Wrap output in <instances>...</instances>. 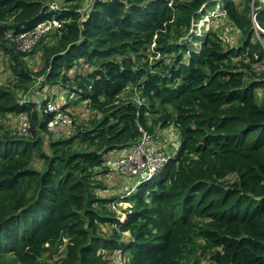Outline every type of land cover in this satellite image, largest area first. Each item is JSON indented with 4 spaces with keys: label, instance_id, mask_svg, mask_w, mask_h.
<instances>
[{
    "label": "trees",
    "instance_id": "obj_1",
    "mask_svg": "<svg viewBox=\"0 0 264 264\" xmlns=\"http://www.w3.org/2000/svg\"><path fill=\"white\" fill-rule=\"evenodd\" d=\"M217 2L0 0V264H264V0H223L236 45L195 33ZM63 95L72 124L53 131ZM171 126L162 171L113 175Z\"/></svg>",
    "mask_w": 264,
    "mask_h": 264
},
{
    "label": "built area",
    "instance_id": "obj_2",
    "mask_svg": "<svg viewBox=\"0 0 264 264\" xmlns=\"http://www.w3.org/2000/svg\"><path fill=\"white\" fill-rule=\"evenodd\" d=\"M51 6L57 8V5L54 3ZM59 25V20L55 18L46 20L39 23L31 31L19 34L14 40L18 43L21 50H31L43 35ZM262 31L264 32V30ZM255 56L259 57L257 54ZM35 94L39 96L36 100L37 104H41L40 98L43 101L45 99L44 95L38 91ZM23 101H29V97H26ZM60 102L61 104L59 105L57 102L50 100L46 106V111L54 113L49 122V128L53 131H61L72 124V118L61 108L62 104L66 103L65 95L61 97ZM26 127L27 122H24L23 128L26 129ZM154 139L144 133L139 144L119 151L116 157L106 161V165L114 170L115 173L113 175H116V173L125 174L134 179L136 184H141L151 179L158 172L162 171L176 154V152L168 153L161 147L156 146ZM144 174L146 176H143Z\"/></svg>",
    "mask_w": 264,
    "mask_h": 264
},
{
    "label": "rangeland",
    "instance_id": "obj_3",
    "mask_svg": "<svg viewBox=\"0 0 264 264\" xmlns=\"http://www.w3.org/2000/svg\"><path fill=\"white\" fill-rule=\"evenodd\" d=\"M224 3L223 0H218L216 4L210 5L208 8L209 14L205 16V18L202 21H199L197 23V27H194L195 33L200 34L201 36L204 35L206 32L210 31L211 29H215L218 31L225 39L229 40V42H234L232 41L235 39V43L227 45H236L237 42L240 40V35L237 34L235 29H232L230 26V23L226 21L224 18V12H222V7ZM252 19L255 21L256 24V29L259 31L264 30L262 27L258 25L256 22L255 17H252ZM258 33L256 32V35ZM194 47H200V42L194 41ZM0 73L1 75V80H4L6 77L4 75V71L1 70ZM71 100L74 99V97L70 98ZM85 114H81V117H85ZM158 138V139H157ZM155 145L158 147H161L165 151L169 152H176L179 148L180 144V139H179V132L176 129V127L171 126L163 131V133L159 136L155 137ZM127 178V177H126ZM118 197L121 194H117ZM127 203H124V206H127ZM122 218L125 219V216L122 215ZM125 239V237H124ZM112 256V261L110 264H126V258L122 256V250H118L116 254L111 255Z\"/></svg>",
    "mask_w": 264,
    "mask_h": 264
},
{
    "label": "crops",
    "instance_id": "obj_4",
    "mask_svg": "<svg viewBox=\"0 0 264 264\" xmlns=\"http://www.w3.org/2000/svg\"><path fill=\"white\" fill-rule=\"evenodd\" d=\"M169 128V127H168ZM167 129V128H166ZM128 179H129V181H130V183H131V181H133V179H131L129 176H126ZM134 182V181H133ZM135 183V182H134ZM133 183V184H134Z\"/></svg>",
    "mask_w": 264,
    "mask_h": 264
},
{
    "label": "clouds",
    "instance_id": "obj_5",
    "mask_svg": "<svg viewBox=\"0 0 264 264\" xmlns=\"http://www.w3.org/2000/svg\"><path fill=\"white\" fill-rule=\"evenodd\" d=\"M139 184H136V181H135V185L134 186H138ZM125 216V215H124ZM125 218H126V216H125ZM121 220H125V219H123L122 217H121Z\"/></svg>",
    "mask_w": 264,
    "mask_h": 264
},
{
    "label": "water",
    "instance_id": "obj_6",
    "mask_svg": "<svg viewBox=\"0 0 264 264\" xmlns=\"http://www.w3.org/2000/svg\"><path fill=\"white\" fill-rule=\"evenodd\" d=\"M143 176H146L145 174Z\"/></svg>",
    "mask_w": 264,
    "mask_h": 264
}]
</instances>
